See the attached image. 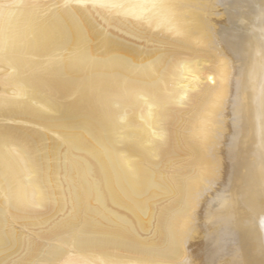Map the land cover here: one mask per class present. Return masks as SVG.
Here are the masks:
<instances>
[{"label":"bare ground","instance_id":"6f19581e","mask_svg":"<svg viewBox=\"0 0 264 264\" xmlns=\"http://www.w3.org/2000/svg\"><path fill=\"white\" fill-rule=\"evenodd\" d=\"M187 263L264 264V0H0V264Z\"/></svg>","mask_w":264,"mask_h":264},{"label":"rangeland","instance_id":"374dc122","mask_svg":"<svg viewBox=\"0 0 264 264\" xmlns=\"http://www.w3.org/2000/svg\"><path fill=\"white\" fill-rule=\"evenodd\" d=\"M125 37V36H124ZM125 39H127L128 40V36L126 35V37H125ZM203 215V214H202ZM203 219H205V217L203 218ZM11 223H13V222H11ZM14 224V223H13ZM14 227L16 228V229H20V230H22L25 234H27L31 239H37L38 237L35 235V234H33L29 229H27L26 227H24V226H21V225H19V224H15L14 225ZM203 229V228H202ZM202 229H201V231H202ZM216 245V243L215 242H211V243H208V247H210V251L211 252H215V250H217L215 247H213V246H215ZM66 248H67V250H68V252L69 253H71V254H76V252H75V248H74V246H71V245H64ZM212 249V250H211ZM188 264V263H187ZM191 264V263H190Z\"/></svg>","mask_w":264,"mask_h":264}]
</instances>
